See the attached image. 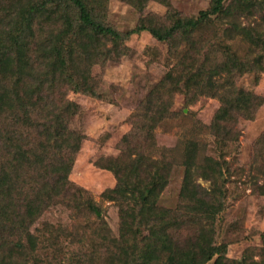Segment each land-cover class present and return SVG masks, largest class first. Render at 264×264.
Returning <instances> with one entry per match:
<instances>
[{"label":"trees","instance_id":"trees-1","mask_svg":"<svg viewBox=\"0 0 264 264\" xmlns=\"http://www.w3.org/2000/svg\"><path fill=\"white\" fill-rule=\"evenodd\" d=\"M120 1L134 7L149 0ZM227 1L211 0L207 10L186 18L164 0L169 27L148 20L123 32L106 20L108 0H0V264L216 260L215 221L224 210V182L218 185L226 169L223 154L237 140L238 118H252L261 104L236 85V78L264 72V35L231 19L251 13L257 2ZM144 31L160 42L180 34L191 49L176 77L163 82L183 90L186 98L204 92L219 100L207 127L219 156L201 154L189 134L178 143L179 161L170 156L164 164L151 157V150L134 156L127 150L95 161L115 179V186L101 194L118 210L114 235L97 203L70 181L83 136L70 128L77 110L67 94L99 98V80L92 73L98 55L112 58L117 44ZM222 36L232 41L225 43ZM239 44L248 50H239ZM154 100L136 122L150 132L170 107L159 95ZM172 166L183 169V178L178 202L167 207L159 204V196ZM253 166L264 174V134ZM198 177L210 180L212 189L202 187ZM56 206L68 212L67 224L40 221ZM232 264L253 263L244 257Z\"/></svg>","mask_w":264,"mask_h":264},{"label":"rangeland","instance_id":"rangeland-1","mask_svg":"<svg viewBox=\"0 0 264 264\" xmlns=\"http://www.w3.org/2000/svg\"><path fill=\"white\" fill-rule=\"evenodd\" d=\"M163 1L149 0L132 7L120 0H108L106 20L123 32L137 25L143 26L148 20L169 27L171 22L164 16L166 7ZM254 1L257 5L251 13L235 15L231 19L254 34L264 35V0ZM166 2L181 16L189 18L207 10L211 0ZM182 40V35L176 33L166 42L157 41L146 31L131 35L124 43L116 45L112 58L102 52L98 55L92 73L99 80V98L73 92L67 94L77 110L70 128L83 136L69 178L97 203L114 235L118 231V210L101 194L115 186V179L109 171L97 168L95 161L102 157H117L127 150L133 156L148 154L151 150V157L164 164L170 156L179 161L182 150L178 143L189 134L198 141L201 154L205 152L216 159L219 156L207 129L219 107V100L204 92L186 98L183 90L173 89L168 80L163 82L175 78L183 63L189 61L187 56L192 55ZM222 40L229 43L230 39L222 36ZM237 48L248 50L243 44ZM236 85L259 97L261 104L252 118H238L237 140L231 145L232 149L227 146L223 154L226 169L218 185L224 182V210L216 218L214 236L220 249L211 264H232L244 257L253 264L264 260V174L253 166L256 145L264 134V72L243 74L236 78ZM156 95L170 102V107L164 112L166 119L150 132L137 124V116L146 112ZM191 125H195L191 128L193 133L188 132ZM175 167L172 166L168 184L160 193L159 204L162 206L174 207L179 200L183 169ZM197 182L207 190L212 189L210 180L198 177ZM42 220L67 224L69 216L66 210L56 206L50 207L40 218Z\"/></svg>","mask_w":264,"mask_h":264}]
</instances>
